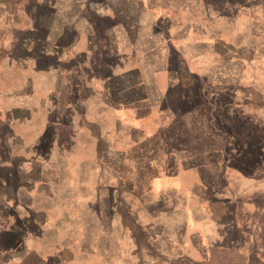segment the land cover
<instances>
[{
  "label": "crops",
  "instance_id": "1",
  "mask_svg": "<svg viewBox=\"0 0 264 264\" xmlns=\"http://www.w3.org/2000/svg\"><path fill=\"white\" fill-rule=\"evenodd\" d=\"M244 1L251 0H222L226 3L223 13H218L216 6L210 5L213 15L204 23L192 22L170 30L172 37H183L186 28L201 33L208 32V26L213 28L212 33H208L215 35L219 24L222 25L220 28L224 27L227 31H236L239 35L234 42L241 45L244 41L242 45L250 49V57H246L242 49L235 55L225 50L221 54L225 59L220 60L229 74L225 75V82L215 81V89L207 95L219 97L236 107L220 109L218 124L209 120L210 111L198 102L200 91L196 92L197 102L192 109L185 112L179 110L175 114V110L170 108V98L182 95L183 91L176 92L178 86L186 87L182 80L192 81L188 76L170 75L165 71L168 68V53L162 45L161 37L151 30L152 18L149 14L140 16L139 28L132 29L115 23L120 12L108 2L104 4L102 1L100 6L95 3L92 10L88 9L90 19L74 21L82 9L79 0H44L40 6L42 10L38 12V21L34 24L39 65L44 67L42 73L48 74L47 78L50 79L49 94L54 93L57 97L55 104L50 102L48 107H40L39 113L47 111L50 116L54 114L59 117L58 123L52 122L55 125L53 129L77 131L78 135H85L83 145H88L89 139L93 140L97 163L105 164V157H111V161L118 164L135 165L132 170L135 181L131 176L128 177L130 201L124 209L133 221L135 218L131 212L138 207L134 209L132 205L147 209V205L158 203L148 195L152 189L150 179L158 173L153 166L158 156H164V161H170L173 165L192 162L178 169L177 173L180 178L193 177L196 181V186L191 189L192 195L182 199L184 208L192 201V219L183 223L184 231L178 233L175 250H169L177 253L176 258L183 259L184 264H204L205 246L232 247L235 242L223 241L222 237L229 225L237 233L240 226L242 236L244 233L253 238L254 246L261 254L254 258L255 264H263L260 261L264 260V18L255 17L252 9L247 8H240L232 14L231 9ZM199 3L200 0H148L150 6H168L180 11L182 15H187ZM129 15L133 17L132 10ZM99 35L106 39L102 49H98ZM95 52H100L98 58L94 56ZM123 57H126L124 62L132 61L126 69L120 68ZM216 61L213 60L214 66ZM105 66L112 67L109 75L96 71ZM214 77L218 78L217 75ZM217 84H224V88L216 90ZM186 113L196 118L195 127L205 132L202 137L192 140V147L185 146L181 137L174 141L170 131L176 125V120ZM110 116L113 122L106 127L105 121ZM217 132L220 134L217 135ZM64 136L63 141H51L47 153H40V146L44 147L42 140H37L40 141L39 148L33 142L23 144L19 134L13 135L6 142V151H0V178H3L6 170L11 169L9 172H12L14 181L6 183L2 179L0 182V211H34L37 216H43L40 227H52L53 224L49 222L42 224L46 221L44 217H49L47 212L57 203L55 190L46 185L51 170L45 163L60 164L67 162L68 155L71 157L72 151L64 149L76 143L66 138V134ZM75 142L83 143L80 140ZM46 165L49 169L45 168ZM125 178L116 176V180H127ZM137 180H140L139 183ZM97 187L93 197L101 211L105 208V195H110V192L105 194V187ZM61 191L65 196L73 194L72 187L61 188ZM203 191L208 198L225 204L220 213H215L209 203L202 202L203 199L196 196ZM117 193L120 197L121 190L112 192V195ZM168 194L163 197L166 193L162 192L161 195L171 202L173 197ZM133 195L140 198H134ZM177 198L179 200L178 195ZM133 200L138 203L134 204ZM113 208L121 211L118 203ZM236 211L244 214L242 220L236 219ZM36 215H33L34 218ZM225 218H229L230 223L224 222ZM53 221L55 223L56 216ZM189 223L195 228L193 234L189 230ZM148 228L147 224L142 226L145 232ZM8 229V232L6 229L3 231L9 236L13 235L14 232ZM148 236L150 234L146 238H150ZM68 244L69 239L59 244L50 241L48 252L45 246L37 252H29L39 264H69L74 250ZM2 247L0 245V264L2 258L11 252L10 249L2 250ZM238 250L242 254L246 252L244 241ZM97 254L102 260L111 259L113 264H130L124 262L121 252L115 249L107 253L100 250Z\"/></svg>",
  "mask_w": 264,
  "mask_h": 264
},
{
  "label": "rangeland",
  "instance_id": "2",
  "mask_svg": "<svg viewBox=\"0 0 264 264\" xmlns=\"http://www.w3.org/2000/svg\"><path fill=\"white\" fill-rule=\"evenodd\" d=\"M43 1L0 0V151H6V142L16 134L20 135L23 144L33 142L38 148L39 142L42 140L44 147L40 146V153H47L48 145L54 139H57V142L63 141L65 134L66 138L72 140L76 145L64 149L72 151L71 157L69 158L70 155L67 157V162L63 161L64 163L60 164L56 162L45 163L50 166V169L49 166L47 168V165L45 168L51 170L46 179V185L55 190L57 203L52 205L53 209L47 212L49 217H44L46 221L44 220L42 224L49 222L50 225L53 224L52 227L48 225L40 227L39 224L41 218L43 220V216L39 214L37 216L34 211L13 213L12 211H0V245L4 246L1 249H10L11 251L9 256L2 258L1 264H20L19 262L39 264L29 251L37 252L36 250L45 246L46 252H48L50 241L59 244L68 239V245L74 250L73 259L69 264H103V261L105 264H113L109 258L102 260L100 255H96V252L104 250L107 253L114 249L121 252V258L124 262L130 264H184L183 259L176 258L177 253H172L169 250H175L178 233L184 231L183 223L192 219V201L184 208L182 199L192 195L191 189L196 186V181L192 176V179H189L186 176L180 178L177 175L178 169L187 167L192 162L184 161L173 165L170 161L165 162L164 156H158V160L153 165L158 173L150 179L152 189L148 192L149 197L158 203L151 206L147 205V209L140 208L139 205H132L134 209L138 207L131 212L135 218L133 221L124 209L128 207L130 201L128 177L131 176L135 181L132 172L135 165L118 164L111 161V157H105V164L97 163L96 147L93 140L89 139L88 145L85 146L83 145L85 135H78L77 131L68 132L53 129L55 125L52 122L58 123L59 117L54 114L50 116L47 111L39 113L40 107H48L50 102L55 104L57 99L56 94H49L50 79L47 78L48 74L42 73L44 67L39 65V50L34 40V32L36 31L34 24L38 21V12L42 10L40 6L43 5ZM102 1L104 4L108 2L115 6V9L118 8L120 13L115 18V23L119 26L138 29L140 16L145 14L151 16V30L161 37L162 45L168 53V59H166L168 68L165 71L170 75L188 76L192 81L190 83L187 79L182 80L183 86L186 87L178 86L176 90V92L183 91L182 95L170 98L169 105L175 110V114L179 110L185 112L192 109L194 103L197 102L196 92L199 91L201 97L198 102L207 111H210L209 120L212 123H219L220 109L225 107L235 109V104L225 102L219 97L207 95V93L215 89L213 84L215 81L225 82L223 79H226L225 75L229 74L227 67L220 60L225 59V56L221 55L224 54V50L235 55L242 49L246 57L252 55L250 49L246 45H242L245 43L244 41L241 45L234 42L239 34L234 30L227 31L224 27L220 28L222 25L217 24V34L215 35L208 33L213 31V28L208 26H206L208 32L196 33L186 28L183 37L170 35V30L176 26L191 24L192 22L201 24L207 21L213 15L210 5H215L218 13H223L224 4L226 6L225 2L213 0L216 1L213 3L211 0H200V3L192 8L187 15H182L180 11L168 6H150L148 0L129 2L123 0L122 3L118 0L115 2L110 0L113 4L109 0H79L82 9L74 21L90 19L88 9L92 10L95 3H99L98 6L102 5ZM240 8L252 9L255 17L264 18V0L241 2L235 9H231L232 14H235ZM130 10L133 11L132 18L129 15ZM99 26L101 27V24ZM98 38V49H102L106 39L100 35L97 36ZM99 53L95 52L94 56L98 58ZM124 59L126 57H123L121 69L130 67L132 63L131 60L124 62ZM214 59L217 60V66L213 64ZM111 68L105 66L96 69V71L103 75L105 73L109 75L112 71ZM91 71L90 69V73ZM215 75L218 78H215ZM216 87V90H222L224 84H217ZM45 88L46 91H44ZM40 89L43 90L39 91ZM17 106L19 107L17 108ZM112 122L113 117H108L105 126H111ZM195 123L196 118L193 119V116L187 113L177 119L176 125L174 124L170 130L171 135L174 136V141L175 138L181 137L185 146L192 147V140L202 137L205 133L199 131L198 127H195ZM216 134L219 135L220 133L217 132ZM76 140L83 143L75 142ZM59 150L60 148L57 146V151ZM163 151L165 152V148ZM9 171L6 170L3 173L0 182L2 179L3 181L5 179L6 183L14 181L13 174ZM116 176L127 177L125 178L127 180H116ZM154 177H158V179ZM137 181L139 183L140 180ZM141 182H144V179H141ZM97 186L105 187V194L110 192V195H105V208L103 207L101 211L93 197ZM64 187L73 188L72 196L62 194L61 188ZM118 190H121L120 197L118 193L112 195V192L116 193ZM162 192L166 193L163 197L169 193L168 195L173 197L172 201L162 198ZM196 196L203 199L202 202L209 203L215 213H220L225 205L220 200L208 198L204 191ZM133 197L140 198L138 195H133ZM132 202L138 203L134 200ZM117 203L121 211L113 208L114 204ZM227 206L229 207V205ZM34 214L36 215L35 218ZM243 215L241 211H236L234 216L240 221L243 219ZM55 216L56 221L54 223ZM223 221L230 223L229 218H225ZM146 224L149 225L147 232L150 234L148 236L150 238H146L149 234L142 229V226ZM189 226V230L193 234L195 228L191 223ZM8 228L14 232L13 235L9 236L3 231V229L7 231ZM236 233L230 225L223 233V241L235 242L230 248L223 246L208 248L205 246L206 257L204 259L206 260H203L204 264H255L254 258L261 254L257 252L253 238L244 233L242 236L240 226L239 233ZM242 241L246 243L244 254L238 250ZM7 242H9V247ZM27 253L29 254L26 256ZM208 256L213 257L209 260L207 259ZM45 262L48 263V260L46 259ZM260 262L264 264V260Z\"/></svg>",
  "mask_w": 264,
  "mask_h": 264
}]
</instances>
